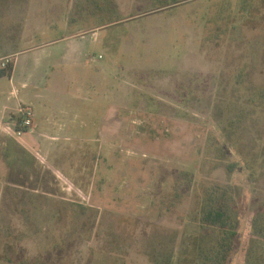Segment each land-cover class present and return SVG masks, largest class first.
<instances>
[{
    "label": "rangeland",
    "instance_id": "obj_1",
    "mask_svg": "<svg viewBox=\"0 0 264 264\" xmlns=\"http://www.w3.org/2000/svg\"><path fill=\"white\" fill-rule=\"evenodd\" d=\"M16 59L0 120L26 91L58 138L0 129V264H202L219 189L264 264V0H0Z\"/></svg>",
    "mask_w": 264,
    "mask_h": 264
},
{
    "label": "trees",
    "instance_id": "obj_2",
    "mask_svg": "<svg viewBox=\"0 0 264 264\" xmlns=\"http://www.w3.org/2000/svg\"><path fill=\"white\" fill-rule=\"evenodd\" d=\"M13 70L14 64H11L7 72L0 69V75L10 74L11 77ZM219 190L211 191L207 195L201 211V222L205 229L203 233L207 230L216 235L210 248L204 249L202 242L199 245L200 239L196 245L197 249L203 253L202 264H227L238 234L239 221L234 217L230 206L225 203L226 191ZM204 235L205 233L202 237Z\"/></svg>",
    "mask_w": 264,
    "mask_h": 264
},
{
    "label": "crops",
    "instance_id": "obj_3",
    "mask_svg": "<svg viewBox=\"0 0 264 264\" xmlns=\"http://www.w3.org/2000/svg\"><path fill=\"white\" fill-rule=\"evenodd\" d=\"M81 36L80 37H84L83 35H84V33H81L80 34ZM76 43H78V42H72V46L74 47L75 45H76ZM79 44H80V42H79ZM16 70H17V59H16V62H15V68H14V71H13V75H11V79L15 76V74H16ZM53 70H54V68H51L49 71V73H47V75H46V77L48 78L49 77V75H50V73H52L53 72ZM43 78V77H42ZM38 77H37V75H36V71H34V73H30V75L28 76V77H25L24 76V79H23V81H22V86H23V89H27V88H29V87H31V86H34V85H36V84H38ZM38 94H35V98H30L31 100H33V99H39L40 97L39 96H37ZM26 96H32V95H30V93L29 92H27L26 93V91H24V92H22L21 91V97L19 98V97H17L16 98V100H15V96H13V92H11V95L8 97V101L11 103H13V102H16V104L18 105V103L19 102H22V103H27V101L25 100V98H26ZM9 102H7V103H5V105H4V107H3V109H2V111H1V115L2 114H4L6 111H4L5 109V107H6V105L7 104H10ZM42 102V101H41ZM31 104V106L34 108V106H33V103L31 102L30 103ZM12 109V108H11ZM14 109V108H13ZM15 110V109H14ZM34 112H35V125H36V131L34 132L35 134H39L41 137L43 136V137H49V138H58V137H52V136H50L49 135V132L51 131V129H54L55 130V124L54 123H51L52 121H51V118L49 117V115L47 114V115H45V117L42 119V120H38L37 119V116L39 117V115H36V111H35V108H34ZM3 133H6V132H1V135L3 134ZM33 133V134H34ZM0 135V136H1ZM7 135V134H6Z\"/></svg>",
    "mask_w": 264,
    "mask_h": 264
},
{
    "label": "built area",
    "instance_id": "obj_4",
    "mask_svg": "<svg viewBox=\"0 0 264 264\" xmlns=\"http://www.w3.org/2000/svg\"><path fill=\"white\" fill-rule=\"evenodd\" d=\"M100 58L103 57L101 54ZM3 66L6 65L5 62L2 63ZM17 109L13 115H16L13 120H0V129L3 132L7 131V127L13 126L14 132L18 136H22L27 133H34L36 131L35 125V112L34 109L25 103L19 102ZM17 111V112H16Z\"/></svg>",
    "mask_w": 264,
    "mask_h": 264
}]
</instances>
